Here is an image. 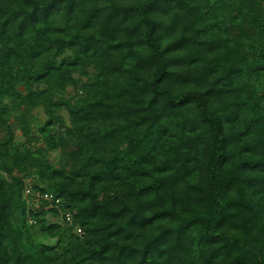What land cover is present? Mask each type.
Instances as JSON below:
<instances>
[{"label":"trees","instance_id":"trees-1","mask_svg":"<svg viewBox=\"0 0 264 264\" xmlns=\"http://www.w3.org/2000/svg\"><path fill=\"white\" fill-rule=\"evenodd\" d=\"M0 264H264V0H0Z\"/></svg>","mask_w":264,"mask_h":264},{"label":"rangeland","instance_id":"rangeland-1","mask_svg":"<svg viewBox=\"0 0 264 264\" xmlns=\"http://www.w3.org/2000/svg\"><path fill=\"white\" fill-rule=\"evenodd\" d=\"M76 90L73 88V87H69L68 89V92L66 93V98L73 101L74 100V97L76 96ZM33 115H34V118H35V121L34 123L32 124V135L36 136L39 138V133H38V127L40 125H42L47 119H48V116L47 114L45 113V110L43 107H40V108H37L34 112H33ZM62 115L64 117V121L67 125L70 124V118H69V114L66 110L62 111ZM12 127L13 129L15 130V141L16 142H27V138H25L23 136V133L21 131V129L15 124L13 123L12 124ZM2 135V133H1ZM37 138V139H38ZM40 146V147H44V144L42 143V141H33L32 142V145L31 146ZM60 156H61V152L60 151H54V152H51L49 155H48V158L50 159V161L55 165V166H58L59 165V160H60ZM7 175V174H6ZM19 174H17L16 172H14L12 175H7L6 177L9 178V179H12L14 176H18ZM26 183H27V187L26 188H29L31 189V186L33 181L31 179H28L26 180ZM37 199H30V198H27L29 204L35 206L36 207H40L41 206V203H42V199L36 197ZM49 208H51V206H49ZM58 214L55 215V214H49V220L52 221V222H57V221H60V222H63L64 220L66 221L65 217H64V213L60 212V211H56ZM71 217L72 214H71ZM75 232L79 235L82 234V232H79L78 229L75 230ZM47 242L49 243H54L55 241L54 240H47Z\"/></svg>","mask_w":264,"mask_h":264},{"label":"built area","instance_id":"built-area-1","mask_svg":"<svg viewBox=\"0 0 264 264\" xmlns=\"http://www.w3.org/2000/svg\"><path fill=\"white\" fill-rule=\"evenodd\" d=\"M31 194V189L26 188L25 189V195H30ZM40 199L45 200L50 203V206L54 208L56 211H60L64 213V217L68 223H72V217H71V212L64 210L63 202L62 199L58 196H56L53 193H46L43 197ZM78 231L81 232V229L78 228Z\"/></svg>","mask_w":264,"mask_h":264}]
</instances>
